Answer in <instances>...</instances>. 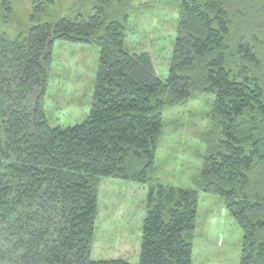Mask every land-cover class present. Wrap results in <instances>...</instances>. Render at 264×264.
Listing matches in <instances>:
<instances>
[{
	"label": "trees",
	"instance_id": "obj_1",
	"mask_svg": "<svg viewBox=\"0 0 264 264\" xmlns=\"http://www.w3.org/2000/svg\"><path fill=\"white\" fill-rule=\"evenodd\" d=\"M141 1L50 16L52 0L24 15L0 0V264H129L91 259L107 178L148 186L138 264H193L201 193L240 227L239 264H264V0ZM158 4L178 14L165 80L127 48L131 18ZM56 42L99 50L88 113L66 127L45 111ZM199 94L214 100L197 190L154 183L164 108Z\"/></svg>",
	"mask_w": 264,
	"mask_h": 264
},
{
	"label": "rangeland",
	"instance_id": "obj_2",
	"mask_svg": "<svg viewBox=\"0 0 264 264\" xmlns=\"http://www.w3.org/2000/svg\"><path fill=\"white\" fill-rule=\"evenodd\" d=\"M10 1L17 12L23 15L29 12L31 0ZM75 1L45 2L46 13L65 15ZM156 1L143 0L136 7L150 6ZM251 1H246L247 6L252 4L257 8ZM177 2L179 0L174 1ZM259 7L261 9L262 4ZM150 8L148 13L131 18L127 28V48L131 53L150 54L156 75L165 80L178 14L174 9H162L160 5ZM256 21L259 19L253 20ZM53 47L45 111L51 124L66 127L82 121L88 113L99 50L66 42H56ZM213 100L212 95L199 94L182 105L164 108L163 127L151 174L154 183L197 190L196 180L206 155L203 137L210 129ZM147 188V185L101 179L99 217L91 252L93 261L122 259L129 264L139 263ZM198 204L193 264H239L243 234L228 214L224 200L201 193Z\"/></svg>",
	"mask_w": 264,
	"mask_h": 264
}]
</instances>
